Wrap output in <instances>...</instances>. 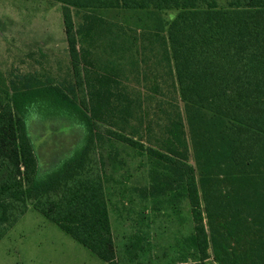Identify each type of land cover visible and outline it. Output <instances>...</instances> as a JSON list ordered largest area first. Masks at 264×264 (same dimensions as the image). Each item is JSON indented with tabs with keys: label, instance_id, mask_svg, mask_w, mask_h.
Listing matches in <instances>:
<instances>
[{
	"label": "trees",
	"instance_id": "16d2710c",
	"mask_svg": "<svg viewBox=\"0 0 264 264\" xmlns=\"http://www.w3.org/2000/svg\"><path fill=\"white\" fill-rule=\"evenodd\" d=\"M50 1L68 64L0 71V240L30 207L117 264L108 141L146 158L155 209L187 203L186 261L264 264V0Z\"/></svg>",
	"mask_w": 264,
	"mask_h": 264
},
{
	"label": "rangeland",
	"instance_id": "374dc122",
	"mask_svg": "<svg viewBox=\"0 0 264 264\" xmlns=\"http://www.w3.org/2000/svg\"><path fill=\"white\" fill-rule=\"evenodd\" d=\"M173 16L174 12L162 14L165 21ZM108 17L122 25L133 22L130 13H109ZM140 19L141 16V24L144 19ZM67 59L59 4L50 0H0V71L26 73L46 69L56 74L68 64ZM56 133L66 136L68 130L62 127L58 132L53 129L44 132L45 135ZM45 135L44 142L49 140ZM113 146L117 149L115 155L109 152ZM100 153L106 162L105 194L116 263H193L192 259L186 261L177 247V242L192 230L187 203L172 208L161 202L155 209L151 200H144L140 194L148 186L146 158L108 141ZM0 264L107 263L29 207L0 240ZM206 264L218 263L211 259Z\"/></svg>",
	"mask_w": 264,
	"mask_h": 264
}]
</instances>
